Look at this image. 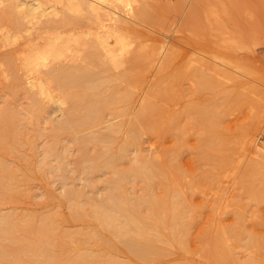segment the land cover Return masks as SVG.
<instances>
[{
  "label": "bare ground",
  "instance_id": "bare-ground-1",
  "mask_svg": "<svg viewBox=\"0 0 264 264\" xmlns=\"http://www.w3.org/2000/svg\"><path fill=\"white\" fill-rule=\"evenodd\" d=\"M140 3L141 0H0V44L9 45L20 41V48L17 50L16 57L13 55V58L10 55L12 58H8L6 68L2 69L0 75L3 73L5 77L10 75L13 78L14 84L8 87L12 97L16 98L20 94V90H24L28 97L25 96V99L30 100L25 108H22L23 102L22 105H20L21 102L20 104L17 102L18 107L21 106L17 108L14 105L12 107L5 99L7 105L0 108V204L7 199L21 198L20 187L23 185L22 183L26 182L21 183L17 177L19 169L15 170L16 167H12L14 170L10 169L9 163L7 164L2 154L13 153V155H18V158L27 162L31 161L33 157L29 160L28 155L18 153L25 145L32 149V154L33 150L38 149L40 140L37 141V139L44 133L47 125L46 121L42 119V115L48 107H51L52 111L50 108L49 111L54 114L61 112L60 115L62 116L54 118L52 114V118L48 120L45 118L50 125L48 133L51 137L48 138L52 140L48 145L49 141L46 142L47 139L45 140V152L39 161L40 171L42 173L50 171L57 177L60 196L64 199L63 201L68 202V206L71 208L67 216L62 215L60 208L56 210L59 202L55 204L54 211L48 209L49 212H42L43 210L38 211L40 213L33 211L23 213L17 210L1 212V209L0 264H133L123 261L117 256L119 245L114 241V237L119 238L117 240L124 244V251L131 257L133 256L135 258L133 260L139 258L143 261L155 260V262H159L156 260L163 258V251L166 249L161 246L160 242L165 241L164 243H166L167 241V243L183 248L188 253L197 250L196 252H199L208 264H264V236L250 235L249 244L250 247L255 248V252H251L253 254L249 252L246 260H241L236 254L237 251L228 245V240L231 238L229 229L218 228L214 231L205 228L202 230L200 246L195 249H191L194 246L188 247L189 236H191L190 233L192 234L190 231L193 218L192 215L190 217L187 215L190 207L187 203L185 204L186 201L183 202L179 192L172 187L175 185L173 183L176 182L174 179L179 175L174 176L176 172L174 169H177L178 166H175L174 169L170 168L176 163L174 161V164L171 163L172 159H170L169 164L166 160L163 161L168 164L167 166L163 162L162 164L156 163L154 157L149 156V154L137 153L135 158L127 161L126 155L128 154H125L124 151L127 144L129 146V143L132 142V134L131 138L127 136L124 145H121L119 150H114L115 148L113 147V149L112 146L110 151L108 150L109 152H101V148L96 150V147L94 152L88 150V146H91H87L89 142H94L98 146L101 143H113L117 140L115 132L120 131L121 126L107 128L108 130L104 132L91 130L92 132L89 131L91 132H88L89 134H80L82 131L85 132L86 129L102 123L106 112H116L115 110L122 107L121 110L128 113L124 109L134 100L132 99L134 97L132 87L138 86L141 78L142 80L144 78L142 77L143 74L140 75L138 71L135 75H132L134 73L131 72L130 75H127L129 72L125 71L126 73H123L124 76L121 77L118 76V72L117 75L110 73V71L125 67L130 61H133V66L134 64L141 66L140 63L143 64L142 59L147 61L141 68L145 70L149 63L155 61L156 56L163 49L162 45L159 47L160 51L158 47H153L144 54L139 53L140 51L137 49L138 54L136 55L137 52L134 49L135 57L131 60L130 54L136 41L134 37L138 36V31L135 33L136 35L134 34L135 28L132 26L134 23L132 25L130 23L131 18H146L150 22L152 19H156L158 21L156 24L162 21L147 14L146 5L148 4L144 6V3H141L142 5ZM148 21L146 20L147 23ZM159 25L162 26V24ZM140 31L142 32V30ZM236 31L233 36L234 41L238 43V46L240 43L245 44L246 37L238 30ZM138 46L142 47L141 51L144 50L142 44ZM140 60L142 61L140 62ZM132 68L130 66L129 70L132 71ZM18 69L23 70V74L26 75L25 78L17 73ZM161 69L160 67L159 70ZM220 70L225 71L226 69ZM163 75L162 73L159 77L157 87L153 85L154 88L151 90L153 97L157 96L161 101L172 91L170 87L165 88L163 86L165 83ZM165 75L167 76V74ZM118 77L123 80L122 83L126 82V84L122 86L117 84ZM199 77L203 76L199 75ZM206 81V79H202V84L210 87V83ZM214 84L219 86V83L215 82ZM214 84H212L213 87ZM220 84L222 85L221 82ZM150 99L149 97V102L145 104L142 113L140 112L138 116L141 114L143 120L154 124L152 125L154 131L164 134L170 125L167 121H170L171 117L165 120L163 108L165 105L156 104ZM15 100L13 101L15 102ZM161 101L158 99L159 103ZM12 104L14 103L12 102ZM200 111H202V107ZM123 114L125 113L123 112ZM212 116L216 117L215 114ZM41 119L46 123L44 127L41 124L43 122ZM215 121L205 125L206 136L202 142L203 158L215 161L219 167H223L226 163L225 148L227 147H225L226 143L223 138L219 136V125ZM30 124L34 125V132L32 133L39 135V137L27 138L26 136L24 138V134L28 133L26 130ZM63 136L69 139V142L66 141L67 145L61 143ZM64 139L66 140V138ZM63 142L66 144L65 141ZM70 142H77L78 145V149L75 148L78 150L77 156H74L75 159L69 158L68 144L70 145ZM105 146L107 147V145ZM37 160L39 159L37 158ZM53 160L57 162L54 161L53 163ZM124 161L128 162L127 166L119 169V163ZM74 163H76L74 169H77L78 175H75V178L73 176L72 179L73 173L70 172L72 174L68 175V172L71 169L70 164L73 165ZM28 164L30 165V163ZM101 165L105 169H111L114 174L112 177L105 178L107 182L105 192H101L99 186L96 188V183H94L95 173ZM250 173H248L247 178L248 195L256 199L262 196L264 183L261 186L255 185L256 179L253 180V173ZM27 176L28 174L25 173L24 177ZM136 179L144 182L143 194L138 195L129 191L127 184ZM78 180H81L83 186ZM157 183L164 186L162 196L154 193ZM54 191L49 192V194L51 193L49 196L56 199L59 194ZM46 200L49 201V198ZM64 220H87V222L89 220L92 229L87 232L78 231L79 228L72 230L71 227L70 230H65L61 227L64 225ZM232 233L237 239L240 238V232L232 231ZM86 242L95 244L96 249L89 250L91 246L86 248L84 245ZM207 262H198L193 258L170 264H207Z\"/></svg>",
  "mask_w": 264,
  "mask_h": 264
},
{
  "label": "rangeland",
  "instance_id": "rangeland-1",
  "mask_svg": "<svg viewBox=\"0 0 264 264\" xmlns=\"http://www.w3.org/2000/svg\"><path fill=\"white\" fill-rule=\"evenodd\" d=\"M141 3H144V6L148 4L146 5L148 15L155 16L163 22L161 21V23L156 24L158 22L156 19H152L151 23L150 20L148 21L146 18H131V25L133 23L135 24L132 25L133 28H135L134 34L138 31V36L134 37L136 41L134 42L135 44L133 43V51L130 54L131 60L138 54V51L144 54L145 52L147 53L149 49L151 50L153 47L159 48L161 45L163 49L157 48L159 51L161 50L160 53H158L156 49L157 51L155 52H157L158 55L155 61L151 64L149 63V66L145 70L141 68L144 62L146 63L147 61L146 59H142L143 64H141L142 60H140L141 63L139 62L141 66L138 64H134L133 66V61H130V63L128 62L125 65L126 68L123 66L117 70L110 71L112 74L116 73L118 75L119 73L118 76L120 77L126 72H129L127 75H130V72L134 73L132 75H135L137 71L140 75L143 74L142 77L144 78L143 80L141 78L139 82L140 85L138 84L139 87H132V90H134L132 91L134 93L132 99L134 100H132L130 104L133 105L130 106V104H128L131 108L127 106V108L124 109L128 111V113L121 110L122 107L115 110L116 112H106L102 123L93 128L86 129L85 132L82 131L80 134L86 135L91 130H94V132L97 130V132H104L111 127L121 126V130L115 132V134H117V140L113 143H101L98 146L94 142H89L87 146H91H88V150L94 152L98 150V148H101V152H107L108 150L110 151L111 146L115 148H113L114 150H119V147L124 145L127 136H130V138L133 136L131 138L132 142L129 143V146L127 144L126 150L124 151L125 154H128L126 155L128 158H126L127 161L135 158L137 153H142L153 156L156 163L159 164H162L165 160L169 164L170 159H172L171 163L173 161L176 162L177 164L175 163V165L172 166L173 168L170 167L174 169L175 166H178L177 169H174V171L176 170L174 176L177 177L176 175L179 174L178 177L174 179L176 182L173 183L175 185L172 187L179 192L180 198H183V202L186 201L185 204L187 203L190 207L188 208L187 215H189L188 217L192 215L191 217L193 218L190 231L192 234L190 233L191 236H189L190 241L188 240V247L194 246L191 249H195L200 246L202 230L205 228L213 229L214 231L218 228L224 230L229 229V236L231 238L228 240V245L234 249V251L240 252H236V254H238L241 260H246L249 252L250 254L255 252V248L252 246L250 247L249 244L251 236H264V191L261 197L255 199V197L248 195L247 189V178L250 172V174L253 173V180L256 179L254 181L255 185L261 186L264 183V0H141ZM141 3L140 5H142ZM139 8H142V6H139ZM207 9H213V12ZM209 12H211V14H209ZM205 15L209 16L207 17ZM237 21L238 23L236 24ZM159 24H162V26ZM140 30H142V32ZM236 30L246 37L245 44L240 43L238 46V43L234 41L233 36L237 32ZM139 31L141 32L140 34ZM19 42L20 41L9 45L0 44V72H2V69L6 68L8 58H12L13 55L16 57L18 53L17 50L20 48ZM139 44H142L144 48L143 51H141L142 47L138 46ZM134 49L137 53H135ZM137 49L139 50L137 51ZM10 55H12V57H10ZM130 66L133 67L132 71H130L131 69L129 70ZM160 67L162 68L161 70H159ZM219 68L226 70L221 71ZM19 70L21 69H18L17 73L25 78L26 75H24L25 73L23 74V70ZM162 73L164 74L163 77L165 82L163 86H165V88L170 87L172 91L161 101L159 97H153L151 90L154 88L153 85L157 87L158 79ZM165 74H167L168 77ZM199 75L203 77H199ZM120 77H118L116 82L122 86L126 84V82L122 83L121 81L123 80ZM209 78L210 80H208ZM202 79H206V82L210 83V87L203 85ZM214 81L219 83V86L214 84ZM12 84H14L13 78L10 75L5 77L3 73H1L0 108L6 106L7 101L11 106L14 105V107L17 108H20V105L24 103L25 105L23 104L22 108H25L26 105L28 106L30 103V100L25 99L26 95L24 90H20V94L16 98H14V96L12 97L11 90H8V87H11ZM212 84H214V87ZM150 93L151 95H149ZM149 97L151 98V102L158 103L162 106L165 105L163 107L165 110V120L171 117L170 121H167L170 125L167 127L164 134L154 131L152 128L154 124H150L146 120H143L141 114L138 116L140 112L142 113L145 104L149 102ZM158 99L161 101L160 103ZM13 100H15V102ZM12 102L14 104H12ZM17 102L18 104L21 102L19 105L20 107H18ZM201 107L202 111H200ZM49 108L52 111V108L48 107V112L46 111L42 115V119L46 121L47 125L41 119L43 121L41 124L43 127L46 125V129H44V133L41 135V137L43 136L42 139H40L41 137L37 139V141H41H39L40 144L38 146L40 150H33L32 154V149L25 145L27 149L24 146V148L22 147L20 150L21 152L18 153L28 155L29 160L33 157L31 161L27 162L18 158V155H13V153L2 154L7 164L9 163L8 167H11L10 169L14 170L12 167H16L15 170L19 169L17 177H19L21 183L23 181L26 182L22 183L23 185L21 184L23 187H20L21 190L19 193L22 194L21 198L17 197V199H7L1 202V212L11 210H17L23 213H31L32 211L41 212L42 210V212H49L55 209V204H58V202L59 204L56 206V210L60 208L63 216H67L71 211L68 202H66V200L63 201L64 199L60 196L57 177L50 171H46L45 173L40 171L39 161L44 155L45 144L48 141L47 145L50 144L52 140L48 138L51 136H49L50 134L48 133V127H50V125L47 120L52 117L60 118L62 116L60 115L61 112L54 114L49 111ZM133 111L134 113L136 111V113L134 114ZM123 112L126 115L123 114ZM213 114L219 117L216 119L215 116H212ZM213 121L218 123L219 136L223 138L226 143L225 147H227L225 148L226 163L223 167H219L215 161L203 158L202 142L206 136L205 125ZM30 125L26 130L28 133L24 134V138H26V136L27 138H34V136L35 138L39 137V135L32 133L34 132V125ZM64 138H66V140ZM62 140L65 141V143L66 141L69 142V139L65 136L62 137ZM62 140L61 143L67 145V143L64 144ZM133 140L135 141L134 143ZM70 143L71 146L68 144L70 152L69 158L73 157L75 159L74 156L78 154V150H76L78 149V145L77 142ZM42 144L44 145L42 146ZM74 145H76V147H74ZM105 145H107V147ZM95 147L97 148L96 150ZM102 147H105L104 150ZM36 157L39 160H37ZM159 157L160 159H158ZM73 158L72 160H74ZM54 161L55 163L57 162L53 160V163ZM166 162H163V164L168 166ZM25 163L26 165H24ZM28 163H30V165ZM71 164L68 175L73 173L71 178L73 176V178H75L78 175L77 169H74L76 163L73 165ZM127 164L128 162L126 161L121 164L119 163L118 168L123 169ZM102 166L103 165L98 169V174L97 172L95 173L94 183H96V188L99 186L101 189L103 188L102 190L100 189V191L105 192V187L107 185L106 179L109 178V176L112 177L114 174L111 169H105V167ZM25 173H27V177H29L27 180H24L27 178L24 177ZM156 180L158 181L159 179ZM80 181L81 180H78L82 185ZM132 183L127 184L129 191L135 192V194L138 195L143 194V180L136 179ZM24 190L26 191L24 192ZM51 191L57 192L56 194H59V196L56 199L52 198V196L50 197L49 195H51V193L49 194V192ZM19 193L17 194L20 196ZM154 193L162 196L164 194V186L157 183L154 188ZM46 196L49 198V201L46 200L48 199ZM62 203L64 204L61 206ZM48 209L49 211H47ZM89 222V220L88 222L87 220H64L63 223L65 226L60 225L65 230L71 227L72 230H78L77 228H79L78 231L87 232L92 229L91 223ZM232 231L240 232V238L238 237L237 239ZM117 239L119 238L114 237V241L119 245L117 256L121 260L133 264H170L183 259L188 260L193 258L198 262H207L199 252H196L197 250H192V252L188 253L183 248L167 243V241L166 243H164L165 241L163 243L160 242L161 246L167 250L163 248V258L156 260L159 262H155V260L151 262L143 261L139 258L133 260L135 258H133V256L131 257L130 254H126L127 252L124 251L123 247L124 244ZM84 245L86 248L91 246L89 250H93V248L96 249L95 244L92 242H86Z\"/></svg>",
  "mask_w": 264,
  "mask_h": 264
}]
</instances>
